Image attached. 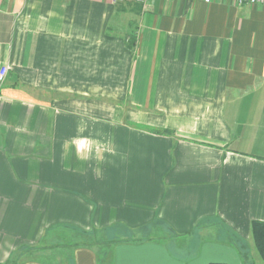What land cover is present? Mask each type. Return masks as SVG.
I'll return each mask as SVG.
<instances>
[{
  "label": "crops",
  "instance_id": "1",
  "mask_svg": "<svg viewBox=\"0 0 264 264\" xmlns=\"http://www.w3.org/2000/svg\"><path fill=\"white\" fill-rule=\"evenodd\" d=\"M5 64L0 264H262L264 5L0 0Z\"/></svg>",
  "mask_w": 264,
  "mask_h": 264
},
{
  "label": "trees",
  "instance_id": "2",
  "mask_svg": "<svg viewBox=\"0 0 264 264\" xmlns=\"http://www.w3.org/2000/svg\"><path fill=\"white\" fill-rule=\"evenodd\" d=\"M255 247L260 258L264 261V220H254L251 226ZM208 264H227L223 262H211Z\"/></svg>",
  "mask_w": 264,
  "mask_h": 264
},
{
  "label": "built area",
  "instance_id": "3",
  "mask_svg": "<svg viewBox=\"0 0 264 264\" xmlns=\"http://www.w3.org/2000/svg\"><path fill=\"white\" fill-rule=\"evenodd\" d=\"M139 2H145L146 0H136ZM206 3H211L213 0H204ZM237 5L250 4V5H264V0H233ZM9 65L5 64L0 67V87L4 83L8 71Z\"/></svg>",
  "mask_w": 264,
  "mask_h": 264
},
{
  "label": "rangeland",
  "instance_id": "4",
  "mask_svg": "<svg viewBox=\"0 0 264 264\" xmlns=\"http://www.w3.org/2000/svg\"><path fill=\"white\" fill-rule=\"evenodd\" d=\"M249 156H256V157H258V158H263V157H261V156H264V155H249ZM253 247V246H252ZM252 247H251V249H252ZM253 249H254V247H253ZM238 250V249H237ZM255 251V253H257V251L256 250H254ZM250 252H252V251H250ZM256 255H258V254H252L251 255V257H259V256H256ZM260 263H262V264H264V262H263V260H260Z\"/></svg>",
  "mask_w": 264,
  "mask_h": 264
}]
</instances>
